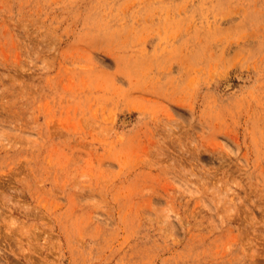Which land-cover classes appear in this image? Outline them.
I'll return each instance as SVG.
<instances>
[{"label": "rangeland", "instance_id": "rangeland-1", "mask_svg": "<svg viewBox=\"0 0 264 264\" xmlns=\"http://www.w3.org/2000/svg\"><path fill=\"white\" fill-rule=\"evenodd\" d=\"M0 264H264V0H0Z\"/></svg>", "mask_w": 264, "mask_h": 264}]
</instances>
